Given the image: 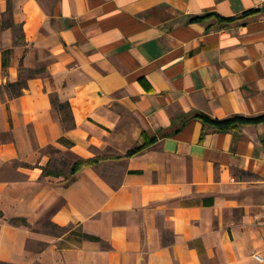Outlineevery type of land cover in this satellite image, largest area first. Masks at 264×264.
Listing matches in <instances>:
<instances>
[{
  "label": "crops",
  "instance_id": "0c3cea01",
  "mask_svg": "<svg viewBox=\"0 0 264 264\" xmlns=\"http://www.w3.org/2000/svg\"><path fill=\"white\" fill-rule=\"evenodd\" d=\"M263 117L264 0H0V264H264Z\"/></svg>",
  "mask_w": 264,
  "mask_h": 264
},
{
  "label": "trees",
  "instance_id": "16d2710c",
  "mask_svg": "<svg viewBox=\"0 0 264 264\" xmlns=\"http://www.w3.org/2000/svg\"><path fill=\"white\" fill-rule=\"evenodd\" d=\"M252 13H255V11H252V12H250L248 14H252ZM209 16H211V15H209ZM206 17H208V16H206ZM206 17H195L193 19L194 20H201V19H205ZM224 20L230 22V21H234L235 18H228V19H224ZM67 107H69V106L68 105H61V109H63V110L67 109ZM193 118L196 119V120L202 121L204 123L215 124L217 126H220L221 129H230L233 126V123H235L237 121H244V120L238 119V118H233V119L228 120V121L212 120L210 117L206 116L205 114L197 113V112L194 114ZM262 119H264V117L263 118H259V119H255V120H246V122L255 123V122H258V121H260ZM140 150H141L140 148L130 150L128 152L127 156H132L135 153L139 152ZM86 163H88V164H97V163H99V160L89 161V162H86ZM81 164H83V162L77 163V164H75L72 167L71 175H75L76 174V172L79 170Z\"/></svg>",
  "mask_w": 264,
  "mask_h": 264
},
{
  "label": "rangeland",
  "instance_id": "374dc122",
  "mask_svg": "<svg viewBox=\"0 0 264 264\" xmlns=\"http://www.w3.org/2000/svg\"><path fill=\"white\" fill-rule=\"evenodd\" d=\"M61 114H62L63 120L67 123V125L70 124V116H69L68 110L61 111ZM68 169H69L68 165L65 164L64 162H59L57 165V170H59L60 173L66 174L68 172ZM54 232L61 233L63 231L54 230Z\"/></svg>",
  "mask_w": 264,
  "mask_h": 264
},
{
  "label": "built area",
  "instance_id": "2783aa9c",
  "mask_svg": "<svg viewBox=\"0 0 264 264\" xmlns=\"http://www.w3.org/2000/svg\"><path fill=\"white\" fill-rule=\"evenodd\" d=\"M256 258H257L258 260H261V257H260V256H256Z\"/></svg>",
  "mask_w": 264,
  "mask_h": 264
}]
</instances>
